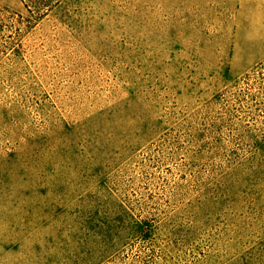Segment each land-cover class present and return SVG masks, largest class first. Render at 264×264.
<instances>
[{
    "label": "rangeland",
    "instance_id": "rangeland-1",
    "mask_svg": "<svg viewBox=\"0 0 264 264\" xmlns=\"http://www.w3.org/2000/svg\"><path fill=\"white\" fill-rule=\"evenodd\" d=\"M181 237L264 243V0H0V264Z\"/></svg>",
    "mask_w": 264,
    "mask_h": 264
},
{
    "label": "trees",
    "instance_id": "trees-1",
    "mask_svg": "<svg viewBox=\"0 0 264 264\" xmlns=\"http://www.w3.org/2000/svg\"><path fill=\"white\" fill-rule=\"evenodd\" d=\"M27 3L29 9H31V13L35 14V16L41 14L48 8L52 7V3L54 0H23ZM28 10V9H27ZM30 12V11H29ZM223 237L216 239L215 241H208L211 245L212 243L218 244L219 242H223ZM262 239L256 241L252 245H248V248L244 250V252L237 258V254H232L228 259L218 264H244L245 258L254 251H263L264 253V243H260ZM144 242L132 244L129 248L122 249L125 245H120L121 248L114 245L115 243H109L108 246L110 248V254L106 256V264H206L208 259H210V252L201 253L198 252L196 255L189 256L188 259H178L175 257V261L172 259H166V255H164L165 251L170 252L168 249L172 248L176 251H179V247L186 246L187 250L190 251V248L193 244L186 241L184 238H178L177 240H166L165 245L162 248L154 242L153 238H147L143 240ZM232 238H229L225 241L224 244L231 243ZM234 245V244H233ZM239 253V252H238ZM158 260H162L159 262ZM255 260L253 264H255ZM247 264H250L249 262ZM264 264V261H263Z\"/></svg>",
    "mask_w": 264,
    "mask_h": 264
}]
</instances>
